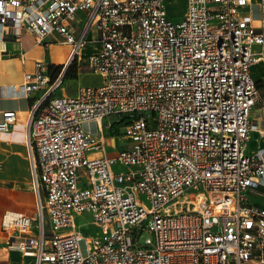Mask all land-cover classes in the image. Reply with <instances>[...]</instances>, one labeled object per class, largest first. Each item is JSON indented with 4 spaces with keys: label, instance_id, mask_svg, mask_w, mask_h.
I'll return each instance as SVG.
<instances>
[{
    "label": "built area",
    "instance_id": "obj_1",
    "mask_svg": "<svg viewBox=\"0 0 264 264\" xmlns=\"http://www.w3.org/2000/svg\"><path fill=\"white\" fill-rule=\"evenodd\" d=\"M167 1L0 0V58L6 29L72 46L55 78L37 62L9 86L43 91L29 138L38 212L2 223L7 244L39 264H264V207L248 199L264 187V118H251L264 88L253 70L264 65V0L257 21L253 0H185L180 21ZM73 65L102 82L56 95ZM17 116L4 112L0 131ZM109 135L123 137L110 154ZM84 215L96 235L78 226Z\"/></svg>",
    "mask_w": 264,
    "mask_h": 264
},
{
    "label": "crops",
    "instance_id": "obj_2",
    "mask_svg": "<svg viewBox=\"0 0 264 264\" xmlns=\"http://www.w3.org/2000/svg\"><path fill=\"white\" fill-rule=\"evenodd\" d=\"M84 17V14L79 15L75 23L76 27ZM6 32L3 43L4 53L0 58V121L6 111H15L18 116L10 131H0V264H39L38 258L25 255L16 245L7 244L10 234L3 229L2 223L5 215L22 213L35 216L38 212L39 200L34 184L29 138L34 109L44 102L43 91L35 92L27 97L14 96L9 86L21 85L25 75L33 72L37 62H43L50 67L64 65L72 53V46L68 45L58 34L49 35L42 44H38L36 36L29 31L24 32L20 39H15L10 33L11 30L6 29ZM96 49H99V45ZM81 53L84 55L83 51ZM78 70L79 76L82 70L86 69L81 67ZM62 92H56V95L68 94L66 91ZM108 138H114L117 141L115 147H107L109 154L123 147L118 138L109 135L106 136V141ZM256 140L254 138L251 142L255 143V146L257 145ZM263 188L259 187L249 191L250 203L264 207V204L250 199L252 194H260ZM42 198H44L43 193ZM45 222L49 226L47 219ZM37 233L38 230L34 228L32 232L17 235L28 237L36 236Z\"/></svg>",
    "mask_w": 264,
    "mask_h": 264
},
{
    "label": "rangeland",
    "instance_id": "obj_3",
    "mask_svg": "<svg viewBox=\"0 0 264 264\" xmlns=\"http://www.w3.org/2000/svg\"><path fill=\"white\" fill-rule=\"evenodd\" d=\"M260 0H253V5L250 7V13L253 16L254 20H259L261 17L260 13V6H259ZM167 12L169 17L174 21H180L184 14L186 13L188 9V4L185 0H172L166 2ZM58 42V41H57ZM97 42H94V44H89L86 46L83 50V54L81 53L80 59L83 61L86 58V55L89 53H92L96 51V45ZM256 50H260V48L256 47ZM254 73L255 77L257 79H261V81L264 83V65L259 64L254 67ZM101 83V77L94 75L93 73L82 70L81 75L78 76V73L75 75L73 71H70L69 76L65 77V81L61 88L57 91V93H63L62 91H66L69 95H76L78 88L82 86L92 85V84H98ZM264 118V88L261 89V99L255 107L253 108L251 118L254 121L258 115H260ZM106 121H114L113 118L107 119ZM117 129H120L123 131V125L122 126H116ZM264 128V124H263ZM92 131L94 130V126L92 128ZM123 138V137H121ZM119 138V139H121ZM128 143V142H127ZM123 143V144H127ZM263 141L260 142L262 144ZM107 147H115L117 145V141L114 138H108L106 141ZM253 146H255V143H251L249 146L248 152L252 151ZM121 167L116 166L114 168V171L117 172ZM250 199L255 202H259L260 204H264V188L260 190V194L257 195H251ZM141 200L145 201L146 198L142 196ZM46 229L49 231L48 224L44 221ZM77 224L82 229V231L88 235H96L97 229L92 226V219L91 217H88L87 215H84L82 217L77 218ZM149 236L148 233H144L142 235L141 241H144L145 238Z\"/></svg>",
    "mask_w": 264,
    "mask_h": 264
},
{
    "label": "trees",
    "instance_id": "obj_4",
    "mask_svg": "<svg viewBox=\"0 0 264 264\" xmlns=\"http://www.w3.org/2000/svg\"><path fill=\"white\" fill-rule=\"evenodd\" d=\"M62 66L63 65L51 67V74H52L51 76L53 78L56 77V75L58 74V71L62 68ZM70 71H73V73L76 75L77 74V67L75 65L71 66L66 72V77L69 76Z\"/></svg>",
    "mask_w": 264,
    "mask_h": 264
}]
</instances>
